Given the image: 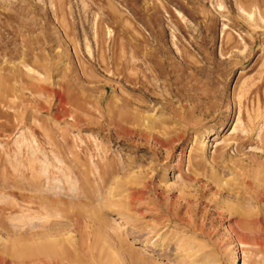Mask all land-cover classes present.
<instances>
[{
	"label": "rangeland",
	"instance_id": "rangeland-1",
	"mask_svg": "<svg viewBox=\"0 0 264 264\" xmlns=\"http://www.w3.org/2000/svg\"><path fill=\"white\" fill-rule=\"evenodd\" d=\"M0 264H264V0H0Z\"/></svg>",
	"mask_w": 264,
	"mask_h": 264
},
{
	"label": "bare ground",
	"instance_id": "bare-ground-1",
	"mask_svg": "<svg viewBox=\"0 0 264 264\" xmlns=\"http://www.w3.org/2000/svg\"><path fill=\"white\" fill-rule=\"evenodd\" d=\"M159 235V234H158ZM53 248L51 247V248H48V249H46V251H51Z\"/></svg>",
	"mask_w": 264,
	"mask_h": 264
}]
</instances>
